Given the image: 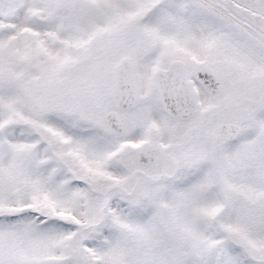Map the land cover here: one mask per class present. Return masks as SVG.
Masks as SVG:
<instances>
[{"label":"snow or ice","instance_id":"6c2138e0","mask_svg":"<svg viewBox=\"0 0 264 264\" xmlns=\"http://www.w3.org/2000/svg\"><path fill=\"white\" fill-rule=\"evenodd\" d=\"M0 264H264V0H0Z\"/></svg>","mask_w":264,"mask_h":264}]
</instances>
